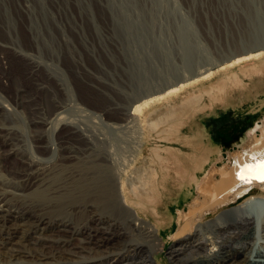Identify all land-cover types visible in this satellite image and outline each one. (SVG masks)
<instances>
[{
	"label": "bare ground",
	"instance_id": "6f19581e",
	"mask_svg": "<svg viewBox=\"0 0 264 264\" xmlns=\"http://www.w3.org/2000/svg\"><path fill=\"white\" fill-rule=\"evenodd\" d=\"M9 44L0 42V54L10 52L28 68L12 92L13 79L0 56V264H156L172 235L171 256L178 264H264V205L242 203L256 191L264 198V119L260 132L226 163L209 132L186 141L197 145V156L184 150L177 159L153 153L149 158L146 117L157 103L221 69L259 58L264 49L147 91L119 117L103 122L110 131H98L102 122L68 116L60 82L65 76L43 58L49 56L35 43L17 49ZM39 94L50 98L51 110L36 100ZM20 110L28 117V133L12 120ZM12 160L16 166L9 167ZM146 160L156 169L166 160L180 166L177 196L156 225L145 219L131 194L146 195L153 178L161 176L155 168L156 173L142 176ZM192 190L194 204L176 207L179 227L173 233V207L187 203ZM149 191L155 198L157 189Z\"/></svg>",
	"mask_w": 264,
	"mask_h": 264
},
{
	"label": "rangeland",
	"instance_id": "374dc122",
	"mask_svg": "<svg viewBox=\"0 0 264 264\" xmlns=\"http://www.w3.org/2000/svg\"><path fill=\"white\" fill-rule=\"evenodd\" d=\"M5 41L16 49L35 43L42 56H49L43 58L54 62L52 68L66 78L60 80L66 95L58 96L66 102L68 116L103 123L119 117L143 93L184 74L215 69L232 53L264 42V0H0V42ZM0 56L5 57L14 92L28 65L10 52ZM36 100L48 110L53 108L46 94L37 95ZM263 101L264 55L221 69L147 111L148 157L153 153L177 159L184 150L197 156V145L186 141L209 132L219 141L228 163L235 149L260 132ZM12 118L22 131L29 132L24 111ZM100 130L109 128L103 123ZM147 160L143 177L156 169ZM169 163L157 165L161 176L152 181L155 198L149 191L152 185L142 197L131 192L133 201L141 203L146 212L142 215L155 225L178 193L180 166L178 161ZM7 164L16 166L13 160ZM195 191L190 192L187 203L173 207V233L179 227L176 207L189 209ZM261 195L256 191L242 203L264 205ZM174 245L172 235L155 263L178 264L171 256Z\"/></svg>",
	"mask_w": 264,
	"mask_h": 264
},
{
	"label": "water",
	"instance_id": "95a60500",
	"mask_svg": "<svg viewBox=\"0 0 264 264\" xmlns=\"http://www.w3.org/2000/svg\"><path fill=\"white\" fill-rule=\"evenodd\" d=\"M260 49H264V42L263 43H257L255 45L250 46V47H245V48H243V49H241L235 53H232L229 57L222 59L220 64L230 62L231 60L235 59L236 57L248 55V54H250L252 52H256ZM197 72H198V70L191 72L189 75L194 76L197 74Z\"/></svg>",
	"mask_w": 264,
	"mask_h": 264
},
{
	"label": "snow or ice",
	"instance_id": "6c2138e0",
	"mask_svg": "<svg viewBox=\"0 0 264 264\" xmlns=\"http://www.w3.org/2000/svg\"><path fill=\"white\" fill-rule=\"evenodd\" d=\"M260 178L264 179V163L261 164V174H260Z\"/></svg>",
	"mask_w": 264,
	"mask_h": 264
}]
</instances>
